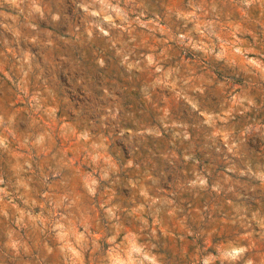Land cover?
I'll return each mask as SVG.
<instances>
[{"label": "rangeland", "instance_id": "rangeland-1", "mask_svg": "<svg viewBox=\"0 0 264 264\" xmlns=\"http://www.w3.org/2000/svg\"><path fill=\"white\" fill-rule=\"evenodd\" d=\"M0 264H264V0H0Z\"/></svg>", "mask_w": 264, "mask_h": 264}]
</instances>
